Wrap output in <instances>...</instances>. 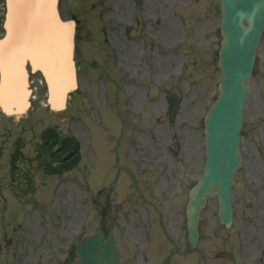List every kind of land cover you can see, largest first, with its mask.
<instances>
[{"label":"rangeland","instance_id":"rangeland-1","mask_svg":"<svg viewBox=\"0 0 264 264\" xmlns=\"http://www.w3.org/2000/svg\"><path fill=\"white\" fill-rule=\"evenodd\" d=\"M154 2L155 0H144L139 8L141 20L139 31L130 34L132 38L129 44L133 55L126 59L121 52H118V56L115 51L111 52L109 61L103 63L106 69L100 66L96 69L91 67L89 61L92 59L90 54L93 51L91 52L92 49L89 52L83 51L87 45L90 46V41L88 43L85 36L86 40L80 37L79 93L71 96L69 109L57 114L48 110L45 105L44 84L39 74L34 73L30 76L33 87L32 108L19 120L8 121L7 126L10 128L0 129V139L6 138L2 147L5 153L12 149L16 137L25 140L30 137L38 138L39 131L43 130L46 124H56L57 130L62 134L69 132L73 137H81L84 145L89 142L91 136V149L96 161L91 172L92 178L95 182L102 179L96 184L93 183L95 186L92 188V182L85 171L89 172L87 162L86 169L80 167L66 172L63 175L64 184L51 194L54 184L61 176L45 177L47 181L43 187L45 196L39 193L36 198L45 203L47 201V204L33 207L26 223L21 220L23 226L20 230H24V227L30 228L31 237L29 236V240H16L12 232L11 244L13 240L14 243L10 244V247L21 249L19 253L23 255L28 249L29 264L31 261L35 264L40 254V260L47 263H64L63 259H67L68 254L66 251H59L60 248L69 247L77 232L93 231L98 227L107 215L108 205L116 217L115 228L121 248L125 247L126 250L135 245L130 243V239L138 240L141 246L145 245L147 243L145 236L149 230L153 234L157 233L163 244L170 242L162 238L165 228L174 235L177 232H184L181 202L202 170L205 159L202 119L216 96V84L220 79L216 67L219 36H212L211 43L206 42L204 38L201 40V26L202 33H206V30L212 29L214 22H218V15L214 12L216 20L213 23L201 22V25H196L195 14L193 13L192 17L186 15L189 11H181L180 6L174 12L169 6L167 8L162 6L164 12L158 16L154 9L152 10ZM212 2L217 7L216 1ZM113 7L114 12L108 17L117 36L114 37L117 39L114 42L121 51L120 41L124 36L122 26L125 27L126 21L133 23L134 6L129 0L127 20L121 14V0H113ZM3 12V0H0V33ZM184 15L187 21L183 25L190 29L187 39L180 44L179 39L180 42L181 39H185L182 29L186 28L180 21ZM81 23L82 26L86 25ZM172 44H176V48L169 47ZM83 58L88 59L86 64L83 63ZM116 58L119 60L118 63ZM125 63L128 66L126 69L123 66ZM88 70L90 71L87 72ZM108 71L110 73L107 76ZM97 72L100 77L98 74L97 83L93 85V74ZM109 78L117 81L111 87H116L120 93L118 96L113 95L112 103L120 107L118 114L127 123L121 119L125 127H128L126 139L129 141V148L120 154L119 161H114L113 144L117 146V143L112 142V138L116 134L117 120L113 112L100 113L106 125L103 141L97 134H103L105 128L101 129L95 123L88 126L83 124L86 119L83 117H88L85 114L89 105L91 111L94 108L93 102L97 103L98 111L103 108L105 93L107 91L109 93L108 87H105V80L108 81ZM173 92L181 94V102L176 119L169 122L167 97ZM79 94L84 95L83 100L77 101ZM127 105L132 109L125 111ZM157 114L159 121L156 120ZM79 116L82 119L79 120ZM95 149L99 155L95 154ZM111 162L118 167L115 171L110 167ZM126 171L127 176H123ZM0 172L4 173V183H8L7 167H1ZM123 177L125 183L121 185L119 180ZM87 179L90 187L85 185ZM99 188L103 190L101 194L97 192ZM215 210V199H212L204 211L203 232L205 223L210 231L211 223H214L210 216ZM157 221H160V224ZM211 228L214 230L213 226ZM177 242L178 247H184L182 238L177 237ZM134 252L135 248L131 252L132 258L141 263V255L133 256Z\"/></svg>","mask_w":264,"mask_h":264},{"label":"water","instance_id":"water-1","mask_svg":"<svg viewBox=\"0 0 264 264\" xmlns=\"http://www.w3.org/2000/svg\"><path fill=\"white\" fill-rule=\"evenodd\" d=\"M5 3L4 35L0 38V106L6 113H21L29 105L28 64L32 71L38 70L43 75L50 107L64 108L67 94L76 87L74 21L60 17L58 0H5ZM221 15L218 67L222 79L218 97L205 119L204 173L190 191L187 206L192 231L207 196L217 193L221 214L229 215L230 184L240 163L237 146L242 107L262 30L264 4L261 0H221ZM99 239L100 235L82 238L78 245L82 264H92L91 251L96 264H118L113 248L103 249L97 244L93 249L92 244Z\"/></svg>","mask_w":264,"mask_h":264},{"label":"flooded vegetation","instance_id":"flooded-vegetation-1","mask_svg":"<svg viewBox=\"0 0 264 264\" xmlns=\"http://www.w3.org/2000/svg\"><path fill=\"white\" fill-rule=\"evenodd\" d=\"M170 2L173 7L177 5L176 0H169ZM204 2L203 7L206 11L212 12L214 9H217L212 0H204ZM60 6L64 14L70 13L73 16L94 14L108 20L107 25L102 28L103 41L102 39H98L94 43L91 40V45L95 46V51H93V54H90L92 55V59L90 60L91 67H95L94 69H96L100 66L106 69L103 63L109 61L111 46L113 41H117L114 38L117 37L114 32L115 28L112 27L111 20L108 17L114 12L113 0H61ZM128 6L129 0H121V14L125 17V20L128 19V14L126 15V11L129 9ZM162 6H168L166 0H155L152 4V10L154 9L155 14H159ZM136 10L137 7H134V11ZM140 13L142 14V11ZM133 20V30H138L140 18ZM78 22L79 34L80 19ZM129 32V26L126 25L124 29L125 34L121 38L125 47V50L121 54L126 59ZM78 34L77 54L80 51V37L82 36L85 39L82 32ZM88 38L89 35L86 36L87 40ZM116 56H118V52ZM118 62L119 60L116 58V63ZM123 65L127 66L126 63ZM98 74V72L93 74V85L97 83ZM108 74L109 71L107 72V76ZM78 99L79 101L82 100V94H79ZM240 149L243 155V163L242 167L237 171L233 186L232 203L235 221L230 231L216 233L201 231L200 240L196 248H190L185 232H177L175 235H179L184 240V247L180 248L177 246L178 242H174L172 238L174 233L163 232L162 238L170 241L163 244L157 235L149 230L146 234L149 244L146 251H142L141 243L135 239H130L137 243L136 245H132L131 248L126 250L125 247H119L120 254L125 257L126 262L129 264H264V30L251 74L250 95L246 110L244 111ZM55 152L58 154L53 163L55 171H63L71 166L76 167L80 163L81 147L80 143L75 140L62 139ZM10 179L11 182L9 184L4 185L0 183V196L3 195L2 192L5 188L8 192L14 194L21 193L20 195L22 196L25 192L37 189V185L32 180L25 181L22 178V173L18 172L16 168H11ZM14 201L11 202V205L14 207L16 204L31 205L32 203L31 199L26 198ZM0 202L7 203L8 201L3 197V200L1 199ZM2 208L0 213L5 217L4 209L6 205H3ZM26 214H29V212H26ZM8 217L15 218L16 213ZM112 219L115 227L116 217H113L111 206L108 205L107 215L101 223ZM101 226L106 229L108 224H105V226L101 224ZM134 248L135 254L133 256L139 257L141 255V263H137L131 256Z\"/></svg>","mask_w":264,"mask_h":264}]
</instances>
